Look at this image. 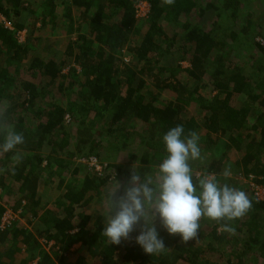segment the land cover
<instances>
[{
    "label": "trees",
    "instance_id": "1",
    "mask_svg": "<svg viewBox=\"0 0 264 264\" xmlns=\"http://www.w3.org/2000/svg\"><path fill=\"white\" fill-rule=\"evenodd\" d=\"M261 1L0 0V103L25 138L0 153V264H90L86 253L101 264H219L223 251L232 253L225 264L264 260V196L254 194L264 190V45L253 41L264 36L253 21ZM181 124L208 157L197 170L245 191L251 210L234 233L201 220L187 243L157 223L168 248L159 255L136 244L138 230L108 245L95 216L103 194L115 177L127 182L124 166L146 173L160 163L163 135ZM123 153L129 164L117 161ZM92 157L100 173L73 166ZM7 209L18 217L3 223ZM41 238L54 242L50 252Z\"/></svg>",
    "mask_w": 264,
    "mask_h": 264
},
{
    "label": "clouds",
    "instance_id": "2",
    "mask_svg": "<svg viewBox=\"0 0 264 264\" xmlns=\"http://www.w3.org/2000/svg\"><path fill=\"white\" fill-rule=\"evenodd\" d=\"M162 2L174 4V0ZM8 107L6 102L0 103V135L3 136L0 153L13 151L25 142L24 135L8 120ZM200 139L196 131L185 132L182 124L172 127L162 137L165 155L160 163L143 176L132 165L130 177L123 185L115 177V185L102 196L101 235L108 245H120L138 230L135 242L146 254L165 253L168 248L157 223L169 235H179L184 243L199 237L201 220L219 224L224 232H235L233 221L251 210L252 201L245 191L222 183L216 174L206 170L197 174V169L208 162ZM11 159L19 164L23 154L16 151ZM14 171L13 168V174ZM231 175L232 166L227 164L220 177L227 181ZM41 242L45 245L44 239Z\"/></svg>",
    "mask_w": 264,
    "mask_h": 264
},
{
    "label": "rangeland",
    "instance_id": "3",
    "mask_svg": "<svg viewBox=\"0 0 264 264\" xmlns=\"http://www.w3.org/2000/svg\"><path fill=\"white\" fill-rule=\"evenodd\" d=\"M258 1V0H257ZM264 1V0H263ZM260 3V2H259ZM261 5L259 6V8H257L256 9V11L254 10V17H253V21H255V22H257L262 28L259 30V31H261L262 32V34L264 35V21H262L261 19H260V15H263L261 18L264 20V12L262 13V11L264 10L263 8H264V2H262L261 1ZM253 5H254V0H253ZM263 7V8H262ZM261 8V9H260ZM148 9H149V6L147 5V4H145V3H143L141 6H138V12H137V16H139V17H143V15L145 14H147V12H148ZM262 13V14H261ZM144 15V16H145ZM256 37H255V40H253V41H255V42H258V41H261L262 43H263V45H264V41H263V38H264V36H262V35H260V34H258V35H255ZM73 37H74V35H73ZM261 38H262V40H261ZM19 39L20 40H24L25 39V36L24 35H20L19 36ZM26 79H31V80H37L38 78H34V77H30V75H25L24 76ZM40 81V80H39ZM222 144H223V142H222ZM222 144H220V145H222ZM45 150V149H44ZM219 152H222V148H219V147H217V148H215V150H214V153H215V155L216 156H218L219 155ZM124 153H123V155L120 157V154L118 155V162H120L121 164H123V165H126V163L127 164H129L128 162H124L123 161V158H124ZM72 161H74L73 163H75L73 166L75 167L76 165H81V164H85V163H87L86 165L88 166V167H91V168H94V165L90 162V161H82V160H77V159H72ZM90 163V164H89ZM98 165H100V164H98ZM131 164H129V165H126V166H124V169H127V171H126V173H128L127 175L128 176H130V173H131V168H129V166H130ZM133 167H138L137 166V164H135L134 163V165H133ZM95 169V168H94ZM139 169V168H138ZM102 170V168H100V170L99 171H101ZM200 171L201 170H197V174H199L200 173ZM145 172H141L140 171V174H144ZM241 180H243V179H241ZM246 182H247V180H246ZM56 194H57V192H56ZM98 215V212L97 213H95V216H97ZM41 241H43V239L41 238L40 239ZM50 242V241H49ZM78 245L79 244H77V246L75 245L74 247L76 248V247H78ZM44 246V249L46 250V251H51V250H49L50 249V247L49 246H47V245H43ZM223 250H225V247L223 248ZM83 254H85V253H83ZM223 255H222V257H221V259H218L217 257H219L218 255H216L215 256V259H217L218 260V263L219 264H225L226 263V259L229 257V256H231L232 255V253H230V251H223V253H222ZM87 257H88V261H89V263L90 264H101V261H100V258H98L97 256H95V257H92V256H90V254H85ZM221 255V254H220ZM235 255H236V257H237V252H235ZM235 258V257H234ZM257 264H264V260H262L261 258L258 260V262H257Z\"/></svg>",
    "mask_w": 264,
    "mask_h": 264
},
{
    "label": "built area",
    "instance_id": "4",
    "mask_svg": "<svg viewBox=\"0 0 264 264\" xmlns=\"http://www.w3.org/2000/svg\"><path fill=\"white\" fill-rule=\"evenodd\" d=\"M80 160H82V161H85L86 160L87 162L90 161L94 165L95 170L97 172H99V173L101 172L99 170H100V168H102V165L101 164L98 165L99 163L95 160V158L92 157V158H89L88 160L87 159H80ZM254 189H255V193L254 194L258 198H263V196H264V190L261 187H257V186ZM13 215H14V213L11 210L7 209L5 211L3 217H2L3 223L9 222V220L14 217ZM44 244L47 245V246H49V247H51L53 245V242H51V241L50 242L45 241Z\"/></svg>",
    "mask_w": 264,
    "mask_h": 264
},
{
    "label": "crops",
    "instance_id": "5",
    "mask_svg": "<svg viewBox=\"0 0 264 264\" xmlns=\"http://www.w3.org/2000/svg\"><path fill=\"white\" fill-rule=\"evenodd\" d=\"M74 164H75V163H74ZM99 211H100V209H99V210H97V212H98V215H102V213H100ZM98 215H97V216H98ZM13 216H14V217H18L17 213H14V215H13ZM102 216H103V215H102ZM77 244H79V243H77ZM77 244H74V245L72 246V248H71V249L73 250V249L75 248L74 246H75V245L77 246ZM78 246H79V245H78ZM76 248H77V247H76ZM69 257H71V258H74V257H72V256H69Z\"/></svg>",
    "mask_w": 264,
    "mask_h": 264
},
{
    "label": "bare ground",
    "instance_id": "6",
    "mask_svg": "<svg viewBox=\"0 0 264 264\" xmlns=\"http://www.w3.org/2000/svg\"><path fill=\"white\" fill-rule=\"evenodd\" d=\"M168 97V96H167ZM78 127V126H77ZM96 141V140H95ZM85 147V146H84ZM131 152V151H130ZM131 168V167H130ZM263 235V234H262ZM25 256V255H24Z\"/></svg>",
    "mask_w": 264,
    "mask_h": 264
}]
</instances>
